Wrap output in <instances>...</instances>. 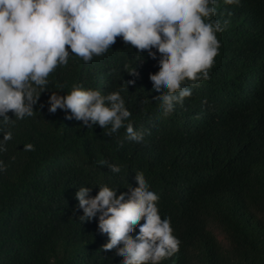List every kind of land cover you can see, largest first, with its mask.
<instances>
[{
	"label": "trees",
	"instance_id": "1",
	"mask_svg": "<svg viewBox=\"0 0 264 264\" xmlns=\"http://www.w3.org/2000/svg\"><path fill=\"white\" fill-rule=\"evenodd\" d=\"M210 6L216 11L205 22L223 27L218 54L207 79L182 82L192 95L174 101L168 115L150 83L162 58L154 49L151 61L120 36L88 62L66 45L68 63L49 73L33 115L7 113L15 122L0 124L12 133L0 152V264H123L102 251L110 240L99 233L98 215L79 219L75 193L91 187L94 197L108 185L117 198L131 196L140 174L181 242L160 264H264V0ZM74 86L119 91L132 118L110 132V124L66 119L70 109L49 112L52 92ZM128 124L141 145L128 142Z\"/></svg>",
	"mask_w": 264,
	"mask_h": 264
},
{
	"label": "clouds",
	"instance_id": "2",
	"mask_svg": "<svg viewBox=\"0 0 264 264\" xmlns=\"http://www.w3.org/2000/svg\"><path fill=\"white\" fill-rule=\"evenodd\" d=\"M239 2L224 0L225 4ZM215 4L216 0H0V124L7 126L33 115L49 73L68 63L69 48L88 62L93 55L105 53L117 36L143 50L153 62L158 59L154 49L162 58L160 71L150 77V83L160 110L168 115L174 101L182 103L192 95L190 88L182 87L183 81L209 76L220 47L216 33L223 31L219 20L205 22L215 14L216 9L210 6ZM130 74L135 75V69ZM134 83L129 80L126 85ZM49 105L51 113L57 108L70 109L65 118L74 117L88 127L110 124V132L132 118L119 91L102 95L98 90L74 86L63 96L52 92ZM10 110L15 119L7 115ZM0 133L3 152L12 133L4 127ZM125 134L129 143L141 145L144 141L142 135L134 134L131 124ZM24 148L31 150L32 145ZM101 163L111 172L121 173L115 164ZM5 167L0 160V171ZM135 183L138 187L131 196L119 198V190L108 185H98L94 197L88 195L91 187L81 186L75 193L83 211L79 219L91 221L98 215L99 233L110 240L102 249L105 254L116 253L123 264H160L179 251L181 242L173 234L170 219L161 218L156 203L159 197L150 190L144 175H138Z\"/></svg>",
	"mask_w": 264,
	"mask_h": 264
}]
</instances>
